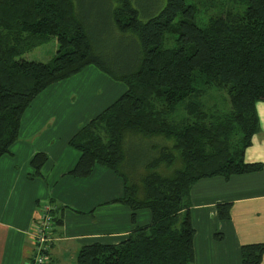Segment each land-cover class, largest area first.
<instances>
[{"label":"trees","instance_id":"obj_1","mask_svg":"<svg viewBox=\"0 0 264 264\" xmlns=\"http://www.w3.org/2000/svg\"><path fill=\"white\" fill-rule=\"evenodd\" d=\"M239 1L243 13L227 11L199 27L196 5L185 0H167L146 19L131 0H0V157L10 153L24 112L51 85L91 65L126 85L70 140L80 157L68 175L86 178L103 166L123 183L116 202L132 212L148 209L151 222L119 244L82 247L76 264H193L194 230L182 215L192 186L262 170L243 156L259 131L255 103L264 102V0ZM165 34L175 37L172 47ZM115 35L116 46L109 44ZM49 38L57 43L50 61L26 58ZM213 86L226 91L228 112L202 109ZM179 108L183 118L164 120ZM96 124L103 136L92 130ZM132 141L141 154L128 149ZM46 161L33 156V176ZM48 205L53 238L60 221ZM228 208L218 206L221 220ZM263 254L264 244L243 245L242 264H259Z\"/></svg>","mask_w":264,"mask_h":264},{"label":"crops","instance_id":"obj_2","mask_svg":"<svg viewBox=\"0 0 264 264\" xmlns=\"http://www.w3.org/2000/svg\"><path fill=\"white\" fill-rule=\"evenodd\" d=\"M87 68L71 78L79 81ZM59 83L34 99L22 115L10 153L0 157V264H27L32 259L31 235L41 208L50 203L58 208L60 225L45 264H76L82 247L119 244L134 227L151 222L148 209L132 212L116 202L123 195V183L103 166H95L86 178L68 175L80 157L70 140L108 105L106 92L95 105L71 93L68 84L60 91ZM118 87L125 90L121 83ZM255 112L259 131L243 160L261 164L262 170L202 179L190 189L183 211L194 230L193 264H242L243 245L264 244V102L255 103ZM37 153L45 154L47 161L33 176L30 162ZM219 205L229 206L227 220L219 218ZM259 264H264V254Z\"/></svg>","mask_w":264,"mask_h":264},{"label":"rangeland","instance_id":"obj_3","mask_svg":"<svg viewBox=\"0 0 264 264\" xmlns=\"http://www.w3.org/2000/svg\"><path fill=\"white\" fill-rule=\"evenodd\" d=\"M131 2L133 8L139 11L140 17L146 19V17H149L147 16L148 14L151 16L158 14L159 11L165 7L167 0H131ZM185 2L186 4L192 3L196 5L197 13L194 21L199 27L206 26L211 18L224 14L227 11L243 13L245 10V5L239 0H185ZM100 28L103 29L105 26H101ZM164 37V45L166 47H172L174 45L175 37L168 34H165ZM111 38L112 42L109 41V44L111 45L116 46L121 42V38L118 35H115V37ZM104 39L106 41L108 40L106 37ZM56 49V39L49 38L47 43L27 53L25 56L28 60L48 62L54 56ZM89 68L86 69V73L80 76L81 78L79 81L74 77L59 83V90H64L68 84L71 93L82 97L84 102L89 99L91 103H94L95 105H97L98 98L102 97L104 92H106L105 101L106 105H108L107 107H109L126 91V85L122 83L125 87V90H123V88L118 87L119 83H114L111 81L106 74L104 75V73L95 66L91 65ZM97 74H99V76ZM100 74H103L105 79H103ZM74 87H76L75 90ZM206 90L207 91L204 93V96L201 98V105L204 112L208 114L226 113L230 110L228 100L229 98L225 90H221L214 86L206 88ZM102 100L103 99L100 101ZM107 107L105 109H107ZM183 113V109L179 108L174 114L166 117L164 120L166 122H177L184 117ZM92 130L100 133V135L103 136L102 127L100 124H96V127L92 128ZM128 149L135 153L139 151L140 154L142 153V149L136 141L129 142ZM183 214L184 211L182 212V215Z\"/></svg>","mask_w":264,"mask_h":264},{"label":"built area","instance_id":"obj_4","mask_svg":"<svg viewBox=\"0 0 264 264\" xmlns=\"http://www.w3.org/2000/svg\"><path fill=\"white\" fill-rule=\"evenodd\" d=\"M50 210L49 205H44L41 208V216L40 220L36 223V229L32 233V242H33V257L32 264H45L47 256L45 252L48 249L52 238L49 237V231L52 227V219L48 215V211ZM32 261H29L27 264H31Z\"/></svg>","mask_w":264,"mask_h":264}]
</instances>
